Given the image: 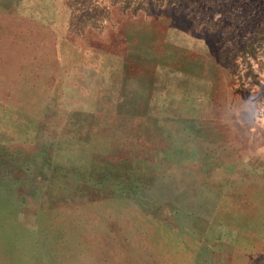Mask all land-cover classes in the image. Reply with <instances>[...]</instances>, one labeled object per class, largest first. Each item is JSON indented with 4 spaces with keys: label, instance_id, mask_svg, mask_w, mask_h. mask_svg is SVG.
<instances>
[{
    "label": "rangeland",
    "instance_id": "obj_1",
    "mask_svg": "<svg viewBox=\"0 0 264 264\" xmlns=\"http://www.w3.org/2000/svg\"><path fill=\"white\" fill-rule=\"evenodd\" d=\"M221 201L264 264V0H0V264H205Z\"/></svg>",
    "mask_w": 264,
    "mask_h": 264
},
{
    "label": "crops",
    "instance_id": "obj_2",
    "mask_svg": "<svg viewBox=\"0 0 264 264\" xmlns=\"http://www.w3.org/2000/svg\"><path fill=\"white\" fill-rule=\"evenodd\" d=\"M210 166V167H209ZM214 164H206L204 165V170L206 171L208 168L212 171ZM208 171V170H207ZM126 192H133V196H116V195H108L103 198H98L97 201H112V202H121L124 205L127 203V199L137 201L135 204L141 208V211L148 212V207L154 206L153 201L147 198V194H145L142 190V186H133L131 184L124 185ZM140 190V192H138ZM145 195V196H143ZM121 198V201H116ZM146 197V200L142 199ZM150 202V204H148ZM212 204V202H211ZM152 205V206H151ZM144 207V208H143ZM162 205V209L167 213L170 207L165 208ZM155 208V207H154ZM157 209V207H156ZM172 209V208H171ZM151 210V209H150ZM152 211V210H151ZM181 210H179L180 212ZM207 211V210H206ZM179 214V213H177ZM228 208L221 201L216 206L211 205V213L210 216H204L203 224H197L196 221H191L189 226H185V220L183 217L179 216L178 219H173V223L168 221L167 224L165 221H162V224L168 225L169 227H163L165 231H168L170 234H173L176 237H180L183 241L184 249L187 251H191V258L194 259L196 256V250L198 247H203L202 249L210 254V258H207L209 264H227L228 263V250H229V240L227 237V232L223 227H226L228 224L227 220ZM167 216V215H166ZM167 218H171V216H167ZM170 220V219H169ZM187 221V220H186ZM160 222V221H159ZM201 249V248H200ZM199 249V250H200ZM208 264L206 262H202ZM198 264V263H196ZM201 264V263H200Z\"/></svg>",
    "mask_w": 264,
    "mask_h": 264
},
{
    "label": "trees",
    "instance_id": "obj_3",
    "mask_svg": "<svg viewBox=\"0 0 264 264\" xmlns=\"http://www.w3.org/2000/svg\"><path fill=\"white\" fill-rule=\"evenodd\" d=\"M108 195H113V194H107L106 196H108Z\"/></svg>",
    "mask_w": 264,
    "mask_h": 264
}]
</instances>
